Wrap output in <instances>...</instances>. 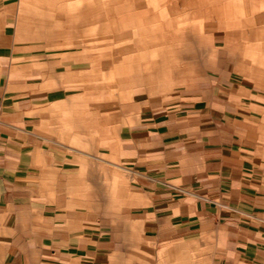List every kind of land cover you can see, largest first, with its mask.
<instances>
[{
  "label": "rangeland",
  "instance_id": "1",
  "mask_svg": "<svg viewBox=\"0 0 264 264\" xmlns=\"http://www.w3.org/2000/svg\"><path fill=\"white\" fill-rule=\"evenodd\" d=\"M0 3L12 8L20 45L12 73L49 78L53 88H63L54 95L62 99L47 110L54 137L65 141L54 147L67 152L69 168L79 159L103 173L95 191L86 184L85 197L105 221L85 227L114 237L101 264H220L213 255L219 241L206 234L163 239L145 234L142 223L125 215L127 184L120 180L122 170L109 165L121 162L108 151L125 124L138 122L142 99L167 110L193 103L199 108L207 97L218 110L241 109L245 122L233 123L250 134L264 127V0ZM259 111L260 123L253 117ZM109 172L118 174L116 183L109 182ZM45 191L38 187V201L62 196Z\"/></svg>",
  "mask_w": 264,
  "mask_h": 264
},
{
  "label": "crops",
  "instance_id": "2",
  "mask_svg": "<svg viewBox=\"0 0 264 264\" xmlns=\"http://www.w3.org/2000/svg\"><path fill=\"white\" fill-rule=\"evenodd\" d=\"M11 10L0 3V264H101L114 237L85 227L105 222L85 197L103 173L79 159L69 168L67 152L53 145L65 141L54 137L47 110L63 88L12 73L20 45ZM141 101L138 122L125 124L108 151L127 184L125 215L163 239L206 234L219 241L217 263L264 264V127L250 134L233 123L245 122L241 109L218 110L207 97L199 108L167 110ZM38 187L62 196L38 201Z\"/></svg>",
  "mask_w": 264,
  "mask_h": 264
}]
</instances>
